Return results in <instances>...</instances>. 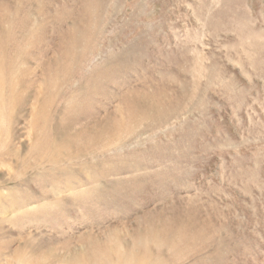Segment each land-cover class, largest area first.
<instances>
[{
    "label": "rangeland",
    "instance_id": "1",
    "mask_svg": "<svg viewBox=\"0 0 264 264\" xmlns=\"http://www.w3.org/2000/svg\"><path fill=\"white\" fill-rule=\"evenodd\" d=\"M264 264V0H0V264Z\"/></svg>",
    "mask_w": 264,
    "mask_h": 264
},
{
    "label": "bare ground",
    "instance_id": "2",
    "mask_svg": "<svg viewBox=\"0 0 264 264\" xmlns=\"http://www.w3.org/2000/svg\"><path fill=\"white\" fill-rule=\"evenodd\" d=\"M104 264H113L112 262L104 263Z\"/></svg>",
    "mask_w": 264,
    "mask_h": 264
}]
</instances>
